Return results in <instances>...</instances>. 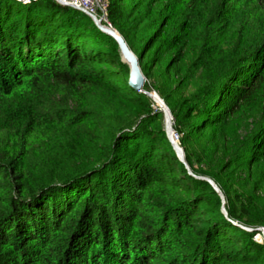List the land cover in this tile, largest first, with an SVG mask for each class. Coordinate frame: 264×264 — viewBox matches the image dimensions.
Masks as SVG:
<instances>
[{"label": "trees", "instance_id": "trees-1", "mask_svg": "<svg viewBox=\"0 0 264 264\" xmlns=\"http://www.w3.org/2000/svg\"><path fill=\"white\" fill-rule=\"evenodd\" d=\"M108 1L193 172L255 230L90 16L0 0V264H264V0Z\"/></svg>", "mask_w": 264, "mask_h": 264}, {"label": "water", "instance_id": "water-1", "mask_svg": "<svg viewBox=\"0 0 264 264\" xmlns=\"http://www.w3.org/2000/svg\"><path fill=\"white\" fill-rule=\"evenodd\" d=\"M72 7L75 9H79V10L83 11L84 13H86L88 16H90L92 18L95 26L101 32L108 34L109 36L113 37L116 40V42L119 45V49L121 51L122 60L130 68V78H129L130 86L132 88H134L136 91L146 92L148 94V96L150 98H152L153 100H155L154 99L155 97L159 98L160 96L157 93V91H155V90L147 91L144 89L145 83L147 81V77L142 70L140 57L130 47V45H129L128 41L126 40V38L124 37V35L117 28H115L110 21H109V25L102 24L101 21H99L94 16V14L91 11H89L88 9L78 7L76 5H72ZM160 107H161V110L165 114L166 131H167L168 137H169L178 157L186 165L189 173L198 179L205 180V181H208L209 183H211V185L215 188V190L219 193L220 197L222 198V203H223L222 211L226 215L227 218H229L235 224H237V225H239V226H241V227H243L249 231L255 230L254 228L247 227V226H245V225L239 223L238 221H235L229 217V213H228L227 208H226L225 194H224L223 190L221 189V187L218 185V183L213 178H211L209 176L197 175L193 172L192 168L190 167L189 163L187 162L185 151H184L183 147L180 146L179 144H177L172 139L173 131L175 130L174 126H173V115H172V112H171L169 106L166 104V102L161 97H160ZM257 229L262 231V233L264 234V227H260Z\"/></svg>", "mask_w": 264, "mask_h": 264}, {"label": "bare ground", "instance_id": "bare-ground-1", "mask_svg": "<svg viewBox=\"0 0 264 264\" xmlns=\"http://www.w3.org/2000/svg\"><path fill=\"white\" fill-rule=\"evenodd\" d=\"M106 2V0H86L84 6L89 8L88 10L91 11L102 24L109 25ZM154 99L160 105V97H155Z\"/></svg>", "mask_w": 264, "mask_h": 264}, {"label": "built area", "instance_id": "built-area-1", "mask_svg": "<svg viewBox=\"0 0 264 264\" xmlns=\"http://www.w3.org/2000/svg\"><path fill=\"white\" fill-rule=\"evenodd\" d=\"M20 1L26 3V2H30L31 0H20ZM56 1L59 2V3H61V4H63V5H67V6H71V7H72V5H76L78 7L86 8L84 6V2L86 0H56ZM106 1H107L106 2V6H107V17H108L109 1L108 0H106ZM86 9H89V8H86ZM108 21H109V19H108ZM172 139H173V141H175L177 144H179L181 146V144H180L181 135L176 130L173 131ZM260 240H261V238L259 239V241Z\"/></svg>", "mask_w": 264, "mask_h": 264}, {"label": "rangeland", "instance_id": "rangeland-1", "mask_svg": "<svg viewBox=\"0 0 264 264\" xmlns=\"http://www.w3.org/2000/svg\"><path fill=\"white\" fill-rule=\"evenodd\" d=\"M154 103H155V105H154V107L155 108H159L160 110H161V107H160V105H158L155 101H154ZM162 111V110H161ZM164 113V112H163ZM165 121H166V118H165ZM261 238V240L259 241V239ZM255 239L256 240H258L259 242H264V234L262 233H259V234H257L256 236H255Z\"/></svg>", "mask_w": 264, "mask_h": 264}]
</instances>
